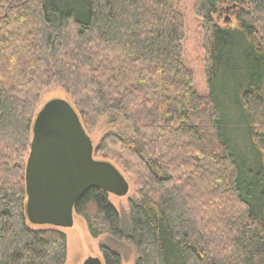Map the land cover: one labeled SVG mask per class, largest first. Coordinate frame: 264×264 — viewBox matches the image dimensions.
Here are the masks:
<instances>
[{
	"label": "trees",
	"instance_id": "trees-1",
	"mask_svg": "<svg viewBox=\"0 0 264 264\" xmlns=\"http://www.w3.org/2000/svg\"><path fill=\"white\" fill-rule=\"evenodd\" d=\"M194 7L207 93L185 61L178 0H0V264L67 260V234L27 215L33 123L50 85L68 91L85 129L107 113L133 127L94 150L134 175L130 227L93 186L75 204L92 236L128 239L136 264H264V0ZM226 13L236 24L219 22Z\"/></svg>",
	"mask_w": 264,
	"mask_h": 264
},
{
	"label": "water",
	"instance_id": "water-1",
	"mask_svg": "<svg viewBox=\"0 0 264 264\" xmlns=\"http://www.w3.org/2000/svg\"><path fill=\"white\" fill-rule=\"evenodd\" d=\"M95 145L79 113L64 98L49 100L33 123L26 165L27 215L39 225H74L75 204L90 187L124 196L130 183L111 161L94 156ZM83 264H105L97 256Z\"/></svg>",
	"mask_w": 264,
	"mask_h": 264
},
{
	"label": "rangeland",
	"instance_id": "rangeland-1",
	"mask_svg": "<svg viewBox=\"0 0 264 264\" xmlns=\"http://www.w3.org/2000/svg\"><path fill=\"white\" fill-rule=\"evenodd\" d=\"M178 3L186 18V36L184 40L185 61L194 72V84L196 88L201 93H207L204 22L195 11V0H178ZM219 22L221 24L225 22L232 25L236 24L235 18L230 13H226L219 19ZM53 98H64L73 102L71 95L64 87L50 85L43 89L37 111ZM111 118V113H107L100 117L94 125H86V131L91 136L95 146L105 134L110 132L125 136L132 135L133 127L129 121L125 120L124 117L117 119ZM96 158L100 159L99 156H96ZM117 165L129 181L130 190L124 196L114 193H108V196L110 203L120 214L123 228H127L128 225L130 227L131 200L139 198L138 185L131 172L126 171L120 162ZM74 221L72 227L61 228L68 237V255L65 264H83L84 260L89 256L100 257L105 262L102 252L103 245L110 247L113 251L121 255V264H136L138 255L131 241L126 238L117 239L106 233L98 237L92 236L86 220L76 212L74 213ZM29 224L32 227H40L32 222Z\"/></svg>",
	"mask_w": 264,
	"mask_h": 264
}]
</instances>
